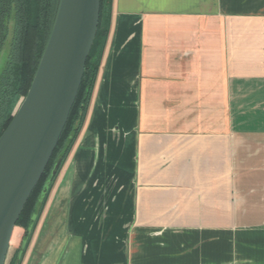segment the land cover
Instances as JSON below:
<instances>
[{
    "label": "crops",
    "instance_id": "obj_1",
    "mask_svg": "<svg viewBox=\"0 0 264 264\" xmlns=\"http://www.w3.org/2000/svg\"><path fill=\"white\" fill-rule=\"evenodd\" d=\"M21 264H264V0H112Z\"/></svg>",
    "mask_w": 264,
    "mask_h": 264
},
{
    "label": "water",
    "instance_id": "obj_2",
    "mask_svg": "<svg viewBox=\"0 0 264 264\" xmlns=\"http://www.w3.org/2000/svg\"><path fill=\"white\" fill-rule=\"evenodd\" d=\"M100 13L101 0H60L30 89L0 136V264L6 263L19 216L68 121ZM60 163L58 159L53 176Z\"/></svg>",
    "mask_w": 264,
    "mask_h": 264
},
{
    "label": "trees",
    "instance_id": "obj_3",
    "mask_svg": "<svg viewBox=\"0 0 264 264\" xmlns=\"http://www.w3.org/2000/svg\"><path fill=\"white\" fill-rule=\"evenodd\" d=\"M59 3L60 0H0V51L8 46L6 63L0 71V136L30 89L51 35ZM111 12L112 0H101L100 22L78 95L51 159L16 223L11 242L20 230L22 236L15 256L7 264H21L47 195L82 129L109 32ZM58 159L61 163L53 176ZM46 186L48 190L44 192Z\"/></svg>",
    "mask_w": 264,
    "mask_h": 264
},
{
    "label": "rangeland",
    "instance_id": "obj_4",
    "mask_svg": "<svg viewBox=\"0 0 264 264\" xmlns=\"http://www.w3.org/2000/svg\"><path fill=\"white\" fill-rule=\"evenodd\" d=\"M7 54H8V46L5 45V47L2 48V50L0 51V71H1L2 67L4 66V64L6 63ZM7 262L8 261L6 260V264H7Z\"/></svg>",
    "mask_w": 264,
    "mask_h": 264
}]
</instances>
